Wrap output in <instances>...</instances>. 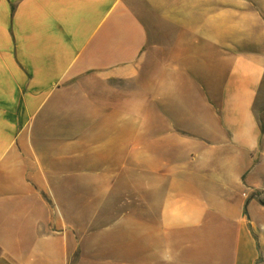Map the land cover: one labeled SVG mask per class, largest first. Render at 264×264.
<instances>
[{
	"label": "crops",
	"instance_id": "1",
	"mask_svg": "<svg viewBox=\"0 0 264 264\" xmlns=\"http://www.w3.org/2000/svg\"><path fill=\"white\" fill-rule=\"evenodd\" d=\"M262 99L264 0H0V264H70L50 184L124 169L107 263L264 264Z\"/></svg>",
	"mask_w": 264,
	"mask_h": 264
},
{
	"label": "rangeland",
	"instance_id": "2",
	"mask_svg": "<svg viewBox=\"0 0 264 264\" xmlns=\"http://www.w3.org/2000/svg\"><path fill=\"white\" fill-rule=\"evenodd\" d=\"M264 109V99L260 101L256 106V111L261 114ZM29 171L35 173L38 170H43L37 165L36 160L29 156ZM44 166V161H42ZM78 167L63 166L62 172L67 170H76ZM60 170V168H59ZM124 181L122 183H112L110 198L105 196L106 184L100 182L87 183L84 177L75 176H62L60 182L57 184L51 183V187H54L56 192H69L71 197L69 200L70 207L73 209V215L71 219L75 224L76 250L74 253H70V264H117L116 262H108L107 258L109 252H106V248H101L102 239L106 238L108 233L107 229H104L106 225H111L113 229L117 228L120 219L122 224L129 226L131 216L126 214L127 207L132 205V194L134 191L133 175H129L128 170L124 169ZM136 180V179H135ZM115 208V212H111L109 215L105 214L103 220L101 219L102 209ZM125 239L126 246L128 243L127 235ZM103 254V259L101 255Z\"/></svg>",
	"mask_w": 264,
	"mask_h": 264
},
{
	"label": "trees",
	"instance_id": "3",
	"mask_svg": "<svg viewBox=\"0 0 264 264\" xmlns=\"http://www.w3.org/2000/svg\"><path fill=\"white\" fill-rule=\"evenodd\" d=\"M259 119H260L261 126H262V129H263V128H264V125H263V119H262V117H259Z\"/></svg>",
	"mask_w": 264,
	"mask_h": 264
},
{
	"label": "built area",
	"instance_id": "4",
	"mask_svg": "<svg viewBox=\"0 0 264 264\" xmlns=\"http://www.w3.org/2000/svg\"><path fill=\"white\" fill-rule=\"evenodd\" d=\"M244 196H246V197H247V196H248V192H244Z\"/></svg>",
	"mask_w": 264,
	"mask_h": 264
}]
</instances>
